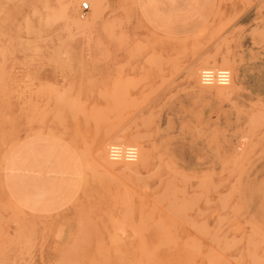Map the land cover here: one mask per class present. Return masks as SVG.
Returning a JSON list of instances; mask_svg holds the SVG:
<instances>
[{"label":"rangeland","instance_id":"1","mask_svg":"<svg viewBox=\"0 0 264 264\" xmlns=\"http://www.w3.org/2000/svg\"><path fill=\"white\" fill-rule=\"evenodd\" d=\"M0 264H264V0H0Z\"/></svg>","mask_w":264,"mask_h":264},{"label":"crops","instance_id":"2","mask_svg":"<svg viewBox=\"0 0 264 264\" xmlns=\"http://www.w3.org/2000/svg\"><path fill=\"white\" fill-rule=\"evenodd\" d=\"M42 137H44L46 140L56 144L59 147H62V148L69 150L71 152V154H73V156L79 161V165H80V169H81L80 175L77 178V184H76V189H75L76 191L74 192L72 199L66 205H64L62 208H60L59 210L52 212L50 214V215H52V214L60 212L61 210L65 209L66 207H68L74 201V199L77 197V195H78V193L82 187L83 167H82L81 158H80L78 152L68 141H66L62 138H59V137H55V136L48 134V133H46V134L42 133ZM2 182H3L2 184H3L4 190L7 194V196L10 197V199L13 202L19 204L20 198L18 196V193L16 192L18 189H17V187H15L16 186L15 179L7 180V182H5V180H3ZM23 208H24V210L35 213V214L46 215L45 213H42L41 211H38L35 209H30L28 207H23Z\"/></svg>","mask_w":264,"mask_h":264},{"label":"built area","instance_id":"3","mask_svg":"<svg viewBox=\"0 0 264 264\" xmlns=\"http://www.w3.org/2000/svg\"><path fill=\"white\" fill-rule=\"evenodd\" d=\"M82 12L88 10L89 5L86 2H83L80 5ZM228 71L227 70H212V69H204L200 74V79L204 84L218 83V84H226L228 82ZM110 155L113 158L127 156L133 157L134 151L129 148H123L122 146L112 145L109 149Z\"/></svg>","mask_w":264,"mask_h":264},{"label":"bare ground","instance_id":"4","mask_svg":"<svg viewBox=\"0 0 264 264\" xmlns=\"http://www.w3.org/2000/svg\"><path fill=\"white\" fill-rule=\"evenodd\" d=\"M99 2H100V0H89V3H91L92 5H94L95 3L98 4ZM82 3H83V2H82ZM82 3H81V4H82ZM86 3H87V2H86ZM88 5H89V4H88ZM95 12H97V10H95ZM91 20H92V19H91ZM210 69L214 70V68H210ZM228 74H229V72H228ZM229 79H230V74H229V76H228V82H229ZM228 82H227V83H228ZM227 83H226V84H227ZM228 84H229V83H228ZM221 85H224V84H221ZM226 88H227V87H226ZM229 89H230V88H229ZM106 156H107V155H106ZM136 160H137V159H136ZM140 163H141V162H140Z\"/></svg>","mask_w":264,"mask_h":264}]
</instances>
